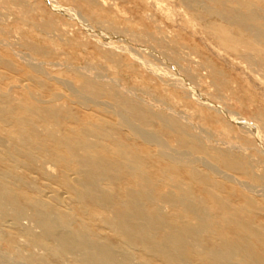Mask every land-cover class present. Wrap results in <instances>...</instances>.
<instances>
[{
  "label": "rangeland",
  "instance_id": "obj_1",
  "mask_svg": "<svg viewBox=\"0 0 264 264\" xmlns=\"http://www.w3.org/2000/svg\"><path fill=\"white\" fill-rule=\"evenodd\" d=\"M123 152L94 176L107 203L81 198L79 160ZM137 185L182 251L108 228ZM0 189V264H87L69 232L117 264H264V0H0Z\"/></svg>",
  "mask_w": 264,
  "mask_h": 264
},
{
  "label": "bare ground",
  "instance_id": "obj_2",
  "mask_svg": "<svg viewBox=\"0 0 264 264\" xmlns=\"http://www.w3.org/2000/svg\"><path fill=\"white\" fill-rule=\"evenodd\" d=\"M229 19H231V18L229 17ZM137 109L138 108H134L133 106L126 108V110H130L129 112L132 113L133 115L142 116L143 113ZM119 154H120V152H119ZM122 154L123 155L128 154L129 157L127 156V158H125V159L123 158L121 160L124 162H122V163L116 162V164H107L106 162L100 161L98 158H93V159L92 158H86V159L84 158L83 160H79L80 166H82L86 171L85 174H84V172L80 173L78 175V177L75 178V180H74V183L76 184V187H77L76 192L79 193L81 198L84 195L85 197H88L89 199H91V202H92V200L97 201V203L99 201H101L100 205L102 203L103 204L107 203V201L104 200V198L100 195V190L97 189L96 182H95V180H97V179L94 178V176L98 175L99 170L105 171V170H108L110 168L111 169H115V168L119 169V168L123 167V169L128 170V168H127L128 165H132V163L134 164L133 159H132V157H130L131 155L129 153L123 152V153H121V155ZM88 166H89V171H88ZM124 166H125V168H124ZM93 169H96V170H93ZM131 180H132V178H131ZM97 185H98V183H97ZM136 188H137L136 191L126 188V190L124 191V195L126 196L125 199L126 198L128 199V200H126V202L129 203L128 206L125 208H121L120 214L118 216L114 217L113 222L115 223V221H116L115 224H113L112 219L106 220L107 221L106 224H107L108 228L114 229V227H115L119 230V232L121 233V235L123 237L121 239L123 240L122 243L124 245L132 246L135 242H138V243H140V245L144 249L146 247L145 250L150 251V253L153 251L160 256H165L174 250V246H175L174 245V236L170 235L169 237L162 239V242L158 243V244L157 243L155 244L152 241V238L155 236V234L153 233V230L156 227L163 226V222H161L158 218H154L153 220H149V219L144 217L143 212L140 209V206L138 204H136L135 202H136L137 197H146L148 189H146V187L144 185H137ZM142 188H144V189L141 191ZM184 192H186V191H184ZM184 195H185V193H184ZM187 195H189V194H187ZM146 198H148V196ZM177 198L181 199V200L184 199L181 196H179ZM191 198L194 199L193 197H191ZM186 199H188V198L186 197ZM101 207H103V205ZM188 208H189V206H187V205H184V207H183V209H188ZM201 212H202V210L200 208H197L194 206L191 207V214H193L197 217L196 226L191 228V230L195 233V237L198 236V230L207 226L204 219L200 216ZM158 214H159V211L157 212L156 215H158ZM44 217H46V216H44ZM39 221H41V220H38V222ZM38 224L41 225V227L44 229L45 232H51L56 227V221H54V220L52 221V219H50V218H48V220L46 219L42 224H40V223H38ZM60 224H62V223H60ZM58 226H59V224H58ZM52 233H53V231L51 232V235H52ZM183 233L184 232L182 231V233L179 235L178 239L175 240L176 242H178L177 246H175V247H179L181 249V251H182V247H184L186 244L185 239L183 238ZM90 240L91 239H89L85 234L84 235H82V234L78 235V234H73V233L69 232L67 235H65L58 242H59L60 248L64 249L65 251H68L69 253L72 251L74 253L81 252L80 250L82 249L81 253L83 254V258L87 261V264H89V263L90 264H117L116 263L117 259H116L115 253H114V249L111 248L112 247L111 245H108V244L105 245L103 243L101 244V241L99 243V242H93ZM240 241H242L244 243V241L242 239H240ZM224 245L226 246V247H224V251L227 250V252H229V253L233 252V249L231 250V248L234 244L225 243ZM120 248H122V247H120ZM245 248H247V246L242 247L241 249L244 250ZM173 256H174V254L172 253L170 256V259H173ZM212 259H213V264H227V262H228L226 259H224L222 257L220 252H215V251L212 253ZM118 264H120V263H118Z\"/></svg>",
  "mask_w": 264,
  "mask_h": 264
}]
</instances>
